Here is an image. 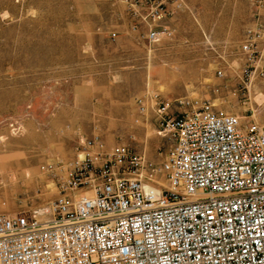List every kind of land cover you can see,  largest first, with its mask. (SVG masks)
<instances>
[{
	"label": "rangeland",
	"instance_id": "rangeland-1",
	"mask_svg": "<svg viewBox=\"0 0 264 264\" xmlns=\"http://www.w3.org/2000/svg\"><path fill=\"white\" fill-rule=\"evenodd\" d=\"M178 3L162 21L168 31L149 42L121 0H0V153L46 168L38 182L0 184V211L78 192L67 181L89 138L160 160L167 140L134 121L145 93L206 99L241 121L264 122V75L242 79L238 54L245 28L264 41V1Z\"/></svg>",
	"mask_w": 264,
	"mask_h": 264
},
{
	"label": "built area",
	"instance_id": "built-area-1",
	"mask_svg": "<svg viewBox=\"0 0 264 264\" xmlns=\"http://www.w3.org/2000/svg\"><path fill=\"white\" fill-rule=\"evenodd\" d=\"M121 1L149 42L180 5ZM257 38L245 28L238 49L248 83L264 75ZM135 108L134 121L167 140L161 159L87 139L67 181L78 192L0 211V264H264V122L158 93L136 97Z\"/></svg>",
	"mask_w": 264,
	"mask_h": 264
},
{
	"label": "bare ground",
	"instance_id": "bare-ground-1",
	"mask_svg": "<svg viewBox=\"0 0 264 264\" xmlns=\"http://www.w3.org/2000/svg\"><path fill=\"white\" fill-rule=\"evenodd\" d=\"M258 101H262L263 97L261 94L257 96ZM27 138L14 140L16 142L24 141ZM0 146H2L0 144ZM104 148V147H103ZM83 153H79L78 158H82ZM4 159V161H1ZM33 163H37L33 166ZM40 159L32 160L28 157H13L10 154L0 153V184L7 186L9 189L20 188L24 184L31 182H38L42 179L45 173V167L41 165ZM8 169L9 173L5 171ZM36 185V183H35ZM1 207L9 208L7 203H1Z\"/></svg>",
	"mask_w": 264,
	"mask_h": 264
},
{
	"label": "crops",
	"instance_id": "crops-1",
	"mask_svg": "<svg viewBox=\"0 0 264 264\" xmlns=\"http://www.w3.org/2000/svg\"><path fill=\"white\" fill-rule=\"evenodd\" d=\"M140 26H142V25H140ZM143 27V26H142Z\"/></svg>",
	"mask_w": 264,
	"mask_h": 264
}]
</instances>
